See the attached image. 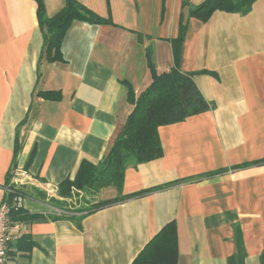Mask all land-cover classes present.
<instances>
[{"label": "crops", "instance_id": "1", "mask_svg": "<svg viewBox=\"0 0 264 264\" xmlns=\"http://www.w3.org/2000/svg\"><path fill=\"white\" fill-rule=\"evenodd\" d=\"M77 1L111 24L74 21L63 59L48 63L40 60L36 0H0V201L13 185L25 194L16 204L38 216L10 220L7 264H131L172 221L179 264H228L237 251L236 225L246 264H261L264 165L251 163L264 159V0L246 15L218 10L207 22L190 16L205 0L186 7L184 0ZM43 2L49 17L65 5ZM182 21L179 68L208 72L195 81L213 108L161 126L163 156L129 167L122 195L170 186L53 219L85 194L72 187L63 197L61 184L75 179L83 161L100 163L127 120L132 105L124 82L136 95L150 84L147 50L159 73L175 65L172 40ZM219 170L225 172L206 176ZM97 195L103 201L119 193L108 187Z\"/></svg>", "mask_w": 264, "mask_h": 264}, {"label": "trees", "instance_id": "2", "mask_svg": "<svg viewBox=\"0 0 264 264\" xmlns=\"http://www.w3.org/2000/svg\"><path fill=\"white\" fill-rule=\"evenodd\" d=\"M255 1L205 0L200 5L190 9V16L207 22L218 10L246 15L251 11ZM188 2L189 0H184V7L187 6ZM36 3L37 19L43 34V49L40 60L45 59L48 63L63 59L61 45L67 30L74 21H84L90 24H111L109 20L100 17L77 0H65L63 8L52 17L47 15L43 0H36ZM186 28L187 24L182 21L178 38L172 40L175 65L168 72L159 73L157 71L152 61V51L148 49L146 56L151 74L150 84L139 95H136L133 86L129 82H124L127 89V101L132 105V109L102 161L97 165L83 161L75 179H66L61 184L60 194L63 197L70 195L72 187L85 192V194L98 193L105 187L117 189L119 193L117 197L96 203L93 208L86 210L80 216L91 214L131 198L143 197L170 186L165 185L122 195L125 173L129 167L148 163L163 156V146L158 132L161 126L183 122L191 116L208 112L213 108L195 81L197 74H208V72L188 73L182 72L179 68ZM53 97L55 99L60 98L59 95ZM19 152L20 144L17 139L15 159ZM251 165H264V159L255 161ZM224 172L225 170H219L206 176L210 177ZM202 178L203 176H200L193 180L199 181ZM9 190L10 193L3 202L10 207V220L23 221L38 217L28 214L14 201V198L15 200L25 198L23 191L17 190L13 185L9 186ZM85 194L74 200L83 201ZM73 215L72 211L67 209L60 217H53V219L73 218ZM235 241L237 251L228 258V264H246L247 251L239 225L235 226ZM179 257L178 231L176 223L172 221L155 235L131 264H179ZM260 262L264 264V252L260 257Z\"/></svg>", "mask_w": 264, "mask_h": 264}, {"label": "built area", "instance_id": "3", "mask_svg": "<svg viewBox=\"0 0 264 264\" xmlns=\"http://www.w3.org/2000/svg\"><path fill=\"white\" fill-rule=\"evenodd\" d=\"M13 175L17 177V171L12 170ZM22 176L27 177L23 172ZM20 203L22 198H17ZM12 225L10 221V207L7 203L0 201V264H7L8 247L12 242Z\"/></svg>", "mask_w": 264, "mask_h": 264}, {"label": "rangeland", "instance_id": "4", "mask_svg": "<svg viewBox=\"0 0 264 264\" xmlns=\"http://www.w3.org/2000/svg\"><path fill=\"white\" fill-rule=\"evenodd\" d=\"M105 188H108V187H105ZM105 188H102V189H105ZM101 190L98 192V194L101 192ZM109 194L110 193H108V195ZM77 198H79V197L78 196H74V198H72L69 210H71L72 212L75 211L73 213H77V215H81L86 210H89V209L93 208L96 203L100 202L99 198H102V197H101V195H97V193H95V194L92 193V194H85L83 196L84 200L81 201V202L74 200V199H77Z\"/></svg>", "mask_w": 264, "mask_h": 264}]
</instances>
